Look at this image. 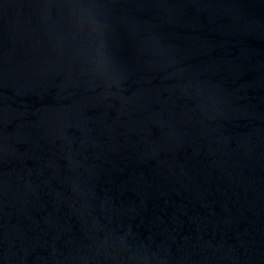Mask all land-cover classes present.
<instances>
[{
  "label": "water",
  "instance_id": "water-1",
  "mask_svg": "<svg viewBox=\"0 0 264 264\" xmlns=\"http://www.w3.org/2000/svg\"><path fill=\"white\" fill-rule=\"evenodd\" d=\"M0 264H264V0H0Z\"/></svg>",
  "mask_w": 264,
  "mask_h": 264
}]
</instances>
